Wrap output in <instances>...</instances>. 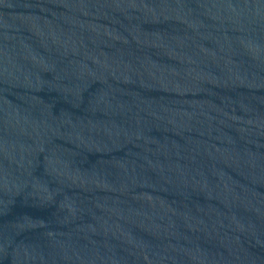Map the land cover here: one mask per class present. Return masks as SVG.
Listing matches in <instances>:
<instances>
[{
	"label": "water",
	"instance_id": "obj_1",
	"mask_svg": "<svg viewBox=\"0 0 264 264\" xmlns=\"http://www.w3.org/2000/svg\"><path fill=\"white\" fill-rule=\"evenodd\" d=\"M0 264H264V0H0Z\"/></svg>",
	"mask_w": 264,
	"mask_h": 264
}]
</instances>
